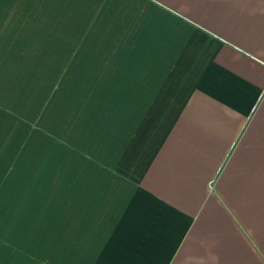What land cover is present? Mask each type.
<instances>
[{
  "label": "crops",
  "instance_id": "crops-1",
  "mask_svg": "<svg viewBox=\"0 0 264 264\" xmlns=\"http://www.w3.org/2000/svg\"><path fill=\"white\" fill-rule=\"evenodd\" d=\"M0 264H264V0H0Z\"/></svg>",
  "mask_w": 264,
  "mask_h": 264
},
{
  "label": "rangeland",
  "instance_id": "rangeland-1",
  "mask_svg": "<svg viewBox=\"0 0 264 264\" xmlns=\"http://www.w3.org/2000/svg\"><path fill=\"white\" fill-rule=\"evenodd\" d=\"M45 72H36V78L34 79V77L32 76L31 78V84L32 85H36L37 88V97H38V101L40 103H43L44 101V97H45V86H46V81H45ZM28 83V82H27ZM27 96V95H25ZM32 97V95H31ZM43 109V108H42ZM42 116H43V110H42Z\"/></svg>",
  "mask_w": 264,
  "mask_h": 264
}]
</instances>
